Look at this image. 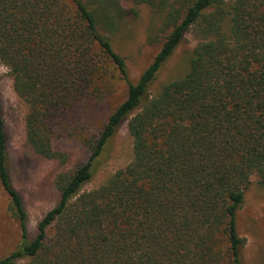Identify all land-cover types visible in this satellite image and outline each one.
Masks as SVG:
<instances>
[{
    "label": "trees",
    "instance_id": "1",
    "mask_svg": "<svg viewBox=\"0 0 264 264\" xmlns=\"http://www.w3.org/2000/svg\"><path fill=\"white\" fill-rule=\"evenodd\" d=\"M133 1L166 33L135 81L109 36L123 17L117 0H0V64L27 105L35 153L64 164L53 145L63 114L100 102L115 73L126 86L83 141L87 159L56 175L58 200L32 236L0 100V185L20 232L0 264H241L237 211L251 176L264 182V0ZM189 31L197 43L187 70L151 93ZM124 121L131 160L82 190Z\"/></svg>",
    "mask_w": 264,
    "mask_h": 264
},
{
    "label": "rangeland",
    "instance_id": "2",
    "mask_svg": "<svg viewBox=\"0 0 264 264\" xmlns=\"http://www.w3.org/2000/svg\"><path fill=\"white\" fill-rule=\"evenodd\" d=\"M117 1L123 17L118 29L109 36L115 50L125 60L129 78L135 81L158 51L166 33L161 28L159 17L146 3ZM196 43L197 38L192 31L184 35L158 72L151 85V93L187 70L185 60ZM109 86V92L97 104L63 114L65 124H61L62 131L55 135L53 141L54 148L68 155L67 161L61 164L35 153L26 142L27 105L14 92L9 72L0 64V100L7 139L8 167L12 185L19 192L27 213L30 236L34 235L38 220L58 200L56 175L73 170L87 159V147L83 141L98 132L113 108L124 98L126 86L116 73L110 78ZM78 132H82L84 137H80ZM131 157L132 140L124 121L108 144L105 157L92 179L82 190L99 186L116 170L124 167ZM250 181L236 217L238 234L244 239L241 264H264V182H260L255 175L251 176ZM19 239L18 223L9 208V197L0 185V256L14 249Z\"/></svg>",
    "mask_w": 264,
    "mask_h": 264
}]
</instances>
